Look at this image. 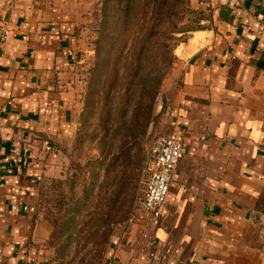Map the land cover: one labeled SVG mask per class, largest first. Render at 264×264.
<instances>
[{
  "label": "crops",
  "instance_id": "crops-1",
  "mask_svg": "<svg viewBox=\"0 0 264 264\" xmlns=\"http://www.w3.org/2000/svg\"><path fill=\"white\" fill-rule=\"evenodd\" d=\"M84 1L0 0V264L46 261L39 186L75 133L63 79L86 52ZM207 2L162 85V135L183 153L166 204L116 227L103 264H264V0Z\"/></svg>",
  "mask_w": 264,
  "mask_h": 264
},
{
  "label": "trees",
  "instance_id": "trees-1",
  "mask_svg": "<svg viewBox=\"0 0 264 264\" xmlns=\"http://www.w3.org/2000/svg\"><path fill=\"white\" fill-rule=\"evenodd\" d=\"M195 3L200 1L114 0L111 8L107 4L100 8L101 14L95 16L93 26L94 55L87 70L80 130L85 127L86 115L97 114L99 128L104 136H113L119 151L129 139L145 134L154 121L153 109L161 79L174 59L172 49L185 42L187 34L203 30L202 13L192 7ZM174 18L177 22L172 25L170 20ZM185 20V24H180ZM116 159L104 169L101 191H104L105 213L99 219L104 243L111 235L110 227L129 210L126 188L130 184L131 162L121 157L118 170L109 178L110 168L117 165ZM49 182L63 184L56 180ZM62 222L66 224L70 220ZM92 222L96 224L97 219ZM49 223L55 229L59 219H50Z\"/></svg>",
  "mask_w": 264,
  "mask_h": 264
},
{
  "label": "rangeland",
  "instance_id": "rangeland-1",
  "mask_svg": "<svg viewBox=\"0 0 264 264\" xmlns=\"http://www.w3.org/2000/svg\"><path fill=\"white\" fill-rule=\"evenodd\" d=\"M113 2L114 0H85L83 4L89 11V22L82 25L84 43L80 48L86 52H78L79 54L75 52L70 57L67 75L63 79L64 86L69 88L70 97L78 103L73 128L75 133L71 143L67 146L60 145L66 160L62 164L61 176L48 178L39 186L38 211L49 228L47 232L50 236L49 240L44 241L46 261L43 264H98L99 262L103 264L106 261L112 233L116 227L126 222L141 198L143 165L149 148L156 138L164 137L162 134L166 132L165 128L160 126L166 99L162 85L170 78L172 70L178 64L176 50L187 43L193 33L187 34L186 41L178 43L172 49L174 59L158 88L153 109L154 121L142 137L129 139L119 151V145L114 142L113 136L110 133V136H104L99 128L97 114L86 115L85 127L81 130L79 128L80 113L86 95L87 70L94 55L92 42L96 38L93 27L95 16L97 18L100 16V8L104 4L111 8ZM192 7L202 13L203 21L200 25L203 29H207L204 23L207 20V14L201 9L203 6L195 3ZM170 22L173 25L177 20L174 18ZM185 23L186 20L180 22L182 25ZM111 35L114 33L112 32ZM121 157L128 158L131 162L130 184L126 188L128 194L126 205L129 204V210L128 214L118 218L119 221L110 227L111 235L104 243L102 241L103 229L99 226V219L105 213L104 191H101L105 179L104 169L112 160L118 158L116 159L117 165L110 168L109 178H111L112 173L118 170ZM49 180L62 181L63 184L50 183ZM50 219H59L55 229L51 227ZM68 219L70 222L63 224L62 221L65 222ZM95 219H97L96 224L92 222Z\"/></svg>",
  "mask_w": 264,
  "mask_h": 264
},
{
  "label": "built area",
  "instance_id": "built-area-1",
  "mask_svg": "<svg viewBox=\"0 0 264 264\" xmlns=\"http://www.w3.org/2000/svg\"><path fill=\"white\" fill-rule=\"evenodd\" d=\"M207 5V0H198ZM10 30L6 23L0 25V45L6 44ZM182 144L179 136L156 138L151 144L143 165L141 198L127 223L133 221V214L141 210L158 217L164 208L170 189L172 174L182 159ZM37 180H40L37 178Z\"/></svg>",
  "mask_w": 264,
  "mask_h": 264
}]
</instances>
